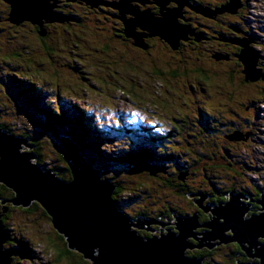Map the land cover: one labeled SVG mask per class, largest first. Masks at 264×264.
Listing matches in <instances>:
<instances>
[{"label":"rangeland","instance_id":"obj_1","mask_svg":"<svg viewBox=\"0 0 264 264\" xmlns=\"http://www.w3.org/2000/svg\"><path fill=\"white\" fill-rule=\"evenodd\" d=\"M243 1L239 0L240 7ZM246 1L244 19L239 21L249 31L243 35V41L259 54L254 67L258 70L253 75L262 72L255 81L245 79V67L239 58L242 46L240 51L233 48L240 67L234 62V55L228 60L223 56L224 52H232V47L228 48L231 45L212 37H223L221 34L209 31V38H205L201 33L203 29L209 30V25L216 28L218 16L187 13L190 22H194L193 28L185 22L190 26L187 35L198 41L193 47L183 48L180 43V51L159 36L147 38L150 48L136 45L138 40L128 36L124 41L113 38L111 17L87 16V5H79L73 18L44 20L42 26L24 20L5 28L6 22L2 20L0 124L16 134L26 133L37 139L43 147L39 152L42 164L48 163L47 169L57 166L65 174L69 163L60 158L59 138L68 135L64 129L41 119L49 113L64 117L65 123L87 136L80 148L84 156L94 160L95 165L90 163L102 170V176H113L121 185L115 199L122 201L140 195L134 203L122 206L123 213L132 218L142 217L139 212L146 211L150 218L175 223L176 214L165 218L171 209L178 215L193 216L195 196L189 197L187 189L214 195L212 189L224 191L233 186L234 178L244 179L243 184L251 186L254 192L253 185L264 186V0ZM171 2L180 6L171 0L164 12L173 10ZM7 4L8 11L0 5V17L4 13L10 15L11 5ZM48 4L58 17L71 16L61 12L56 0H48ZM130 4L138 7L133 0ZM152 13L162 15L161 11ZM229 19L231 23L236 20L231 16ZM198 23L207 26L198 28ZM105 44H109L107 50ZM116 48L123 49L125 54H118ZM236 131L244 138H229ZM130 154L139 157L128 162ZM141 158L152 165L149 170H134L133 161ZM181 183L185 189L180 188ZM2 190L0 186L1 193ZM9 201L3 200L0 205L2 216L6 212L2 206H10ZM38 204H33L32 210L14 205L7 210L10 213L4 222L10 239L5 247L19 252L11 264H92L75 250L71 259L60 255L67 242ZM250 212L255 211L252 208L248 216ZM160 214L162 218L158 217ZM175 226L165 225L163 234H167L166 229L176 232ZM150 227L157 231L131 226L143 237H160V224ZM230 252L220 248L211 257L221 264H232L235 258L229 259Z\"/></svg>","mask_w":264,"mask_h":264},{"label":"water","instance_id":"obj_2","mask_svg":"<svg viewBox=\"0 0 264 264\" xmlns=\"http://www.w3.org/2000/svg\"><path fill=\"white\" fill-rule=\"evenodd\" d=\"M6 1L11 5L8 20L13 24L28 20L42 26L44 20L53 22L64 21V17L70 18L66 15L58 17L59 14L53 11L48 0ZM83 1L92 7L111 4L118 9L125 34L138 40L136 45L147 48L143 36H159L172 49L177 50L180 43L189 38L187 34L190 26L179 21L185 0H173L180 6L168 9L167 12L163 10L167 9L166 4L171 0H155L160 6L161 16H155L151 10L133 7L131 0L113 3L102 0ZM238 2L231 0L220 11L235 12L239 7ZM195 9L211 14V11L202 7ZM128 13L132 15L131 18H127ZM138 28L143 32L138 33ZM237 43L243 47L239 58L245 67V79L255 81L262 72L259 70L258 75H253V71L258 70L254 67L259 54L247 41ZM229 138L242 139L244 136L236 131ZM59 144L69 163L70 180L62 179L53 170L47 169L48 163H43L42 167L37 162L29 138L0 128V183L13 191L12 205L27 209L34 203H40L51 217L54 228L66 240L68 249L82 253L92 264H203V258L190 257L187 251L195 248L213 249L230 242L238 243L246 256L257 258V261H239V264H264V193L257 201L261 209L249 216L250 204L244 202L243 194L231 192L227 200L213 205L207 202L203 206L204 200L211 196L205 193L197 203L210 215L207 222L199 223L196 215H178L174 218L177 222L172 223L176 224V232L166 229L167 234H163L165 225L169 223L145 216L132 218L123 213L122 206L137 201L139 194L122 198V201L117 200L116 203L113 198L116 185L111 179L102 176V170L87 160L80 146L68 136H60ZM133 162L136 164L134 170L137 171L149 170L152 166L142 158ZM187 195L194 196L190 193ZM150 224H160V237H143L131 228L135 226L155 231ZM201 227L205 228L202 232L196 231ZM9 238L10 232L0 214V264H11L17 254L15 248L5 247ZM190 238L198 243L190 242Z\"/></svg>","mask_w":264,"mask_h":264},{"label":"flooded vegetation","instance_id":"obj_3","mask_svg":"<svg viewBox=\"0 0 264 264\" xmlns=\"http://www.w3.org/2000/svg\"><path fill=\"white\" fill-rule=\"evenodd\" d=\"M69 1H77V0H56V2H59L58 6L60 8H62L61 12H63V13H67L68 12L67 11V8H68L67 4H68ZM102 1L105 2V3H113V2H117L118 0H102ZM185 1H187V4H185L183 6V8H182V12H181L182 17L179 18V21L181 23H183V24H186L185 22H187V24L191 25V27L193 28L192 25H193L194 22L193 23L190 22V19H189L187 13H195V14L202 13V12H200V11L195 9L197 7H202V8H205V9L211 11V14L202 13L203 17H207L206 15H209V16H212V17L218 16V17L215 18V20L218 22L215 25L216 28H214V27L211 28V26L209 25L208 27L210 29L209 28H208L209 30L203 29V30H201V33L204 35L205 38H209V31L212 32V33L214 32L216 34H221L223 37H219V36H212V37H213V39H218V40L220 39L222 41H225L228 45L230 44L231 46L230 47L228 46V48L232 47V49H231L232 52H230V53L224 52L223 56H227L226 59L228 60V59H233L232 56L234 55V57L236 58V60L234 62L237 64V66L239 65L241 67L242 65L240 63V60L237 58L238 54L236 53L237 51H240V48H241L240 46L241 45L239 43H237V41H243V39H242L243 35L245 33L247 34L249 31L247 32V29L244 28V26H246V25H244V24H243L244 26L241 25L239 20L240 19H244V16H245L244 15V12H245L244 10L246 9V6L248 5V2L246 0L245 1L242 0L243 3L241 5V7L239 6L236 9L235 12H232V11H229V10L220 11L221 9H219L222 5L228 3L230 0H218V1H216V0H185ZM77 2H79V0ZM80 3L82 5H87L86 9H88L90 7V5L87 4L84 1H80ZM133 4L138 6L140 9L147 8V7H152L150 5L154 4V6L150 10L151 11H155L156 13L160 11V7L158 6V4L156 3L155 0H133ZM0 5L5 6V8H7L6 11H8L9 6H8V4H7V2L5 0H0ZM103 5L106 8H109V10H106L108 13L111 12L114 15V17H118L119 16V10L118 9L113 8L112 6L108 7V5H105V4H103ZM171 6L175 7V3L171 2ZM98 7H100V5ZM86 9H84V10L86 11ZM1 12H4V11H1ZM68 13L69 14H73L74 12H68ZM128 14L126 15L127 18L128 17L131 18L130 14L129 15ZM229 16L235 18L236 19L235 22L231 23L230 22L231 19H229ZM198 17L199 16L197 15L196 18H195V16L193 18L198 19ZM2 20L5 21L6 23H10L8 21V13H6L3 18L0 17V22ZM9 25H11V24H9ZM202 25H206V24L205 23H202V24L198 23L197 27L198 28H202L201 27ZM253 35H254V33H253ZM154 38H156V37H154ZM196 41H198V40H195V38H193L191 36L190 37V45L189 46L193 47L192 45H195L197 43ZM225 42H223V43H225ZM149 43H150V41H149ZM231 43H233L234 45H232ZM237 44H239V45H237ZM182 45H183L182 47H184L185 45H187V43H184V44L182 43ZM150 46H151V44H150ZM233 48H235L237 51L234 50ZM261 62H260V64H261ZM243 181H244V179L239 181L238 179L234 178V182L235 183L233 182V186L231 185L226 190L219 192V189H216L217 191H214L212 189V191L216 195L208 193V195L209 196L211 195L212 197L210 198V200H208V201L206 200V202H209V203H211L213 205V204H216V203H218L220 201H225V200H227L229 193L234 191L235 193H239V194H243L244 193L243 194L244 197L246 199L250 200L249 204L252 206L253 211H255V212H250V214L259 212L260 205L258 204L257 201L261 197V195L264 193V186L263 187H257V185L255 184V185H253L255 187L254 188V192H251L252 187L249 186L248 184L244 185ZM180 188L185 189V186L181 183ZM186 193L189 194L190 192H186ZM190 194L191 195L196 194V195H194L195 197H193V199H192V201L194 203V212H192L191 214H195L198 217V222L201 221V219H200L201 216H202L201 217L202 218L201 222H204V221L207 222L209 220L210 215L207 214L206 212H203L204 210L197 203L198 202L197 197L199 198L201 195L204 196L205 192L203 190H197V192L190 193ZM197 194H199V195H197ZM205 198H206V196H205ZM1 202H3V200H1ZM206 202L205 201L203 202V206L205 205ZM174 214H176L178 216V213L174 209H171L170 212L167 210V215H166L165 218L166 219L167 218H172L174 216ZM162 215L163 214H160V215H158V217L162 218ZM179 215H181V216H189V215H187V213H179ZM146 216H148V215H146ZM5 219H7V218L3 215L2 216L3 222L5 221ZM167 221L169 222V225L172 224L170 219L169 220L167 219ZM4 224H5V222H4ZM200 229H202V228H200ZM154 230L157 231V229H154ZM262 241H264V240H262ZM190 242L196 244V241L193 238H190ZM220 248H228V249H230L231 252L228 254L229 259L235 258L234 262H232V264H239V261H242V262L246 261V254L242 251V249L240 248V246L236 242H232V243H230L228 245H221V246H219L217 248H214V249H211V250H209L208 248H202V249H196L195 248V249H193L191 251L190 250L187 251V255L190 256V257L203 258V264H204V262H207L206 264H221V262H218V261L216 262V260H214L212 258H208L207 259V257H205V256L204 257L193 256V255H197V253L199 251H205V250H207L206 252H208V250H209V252L211 251V253H215ZM193 251L195 252V254H194ZM240 255H241V258H243V260L240 257L237 259V257L240 256Z\"/></svg>","mask_w":264,"mask_h":264},{"label":"trees","instance_id":"obj_4","mask_svg":"<svg viewBox=\"0 0 264 264\" xmlns=\"http://www.w3.org/2000/svg\"><path fill=\"white\" fill-rule=\"evenodd\" d=\"M78 1V0H77ZM77 1H69L68 2V4H67V11L68 12H75L76 11V8H78L79 7V5H82L81 3H80V1L81 0H79V2H77ZM83 1V0H82ZM84 2H86V1H84ZM102 5V6H101ZM159 6V5H158ZM160 7V6H159ZM114 8V7H113ZM106 10H109V8H106L103 4H100V7H91V5H90V7L88 8V9H86V12H85V15H87V16H89V15H91V14H96V15H101V16H103L104 14H106V15H108V16H110L111 17V20H112V23H113V25L114 26H112L113 27V30H114V32H113V38H119V39H122L123 41H124V37H127V35L125 34V26H124V23H123V21L120 19V17L118 16V17H114V15L110 12V13H108ZM66 11V12H67ZM5 15V14H4ZM71 16V18H73V14H70ZM7 16V15H6ZM9 16V15H8ZM106 17V19H107V21H108V18L110 19V17ZM2 18L4 17V16H1ZM80 19H83L82 17H80ZM85 19H86V17H85ZM105 19V18H104ZM105 19V20H106ZM83 21H84V19H83ZM120 21V23H118ZM10 22V21H9ZM4 23H1L0 22V26H2ZM9 24H11V25H9ZM6 26H5V28L7 27H13L14 25H13V23H6L5 24ZM0 29H2L1 27H0ZM4 29V28H3ZM138 29H140V28H138ZM85 32V31H84ZM148 37H150L149 35L148 36H146L145 38H144V41H145V43H146V45H147V47L148 48H150L151 46H150V43H149V41L147 40V38ZM152 37V36H151ZM190 37L191 36H189V38H188V40H183L182 42H181V44L183 43H187V46H189L190 45ZM160 38V37H159ZM146 39V40H145ZM165 41V40H164ZM169 44V43H168ZM170 46V45H169ZM106 50L109 48V44L108 45H104L103 46ZM171 47V46H170ZM184 48V47H183ZM177 50H181L180 49V47L177 49ZM116 52H118V54H120V55H124L125 54V51L123 50V49H120V48H116ZM72 57V55H70V60L72 59L71 58ZM83 61V60H82ZM81 61V62H82ZM117 69V68H116ZM117 71L118 70H115V73H117ZM177 71H175V73H176ZM116 80H119V79H117L116 78ZM102 82L103 83H105L103 80H102ZM121 83V82H120ZM115 86V85H114ZM41 119L42 120H44V121H49L50 123H52V124H54L57 128H62V130L64 129V133L66 134V135H68L69 137H71L72 138V140H74L75 142H77V144L80 146V148L81 147H83L84 146V144H83V140H84V137H86L87 138V136H85L84 135V132H81V131H79V129H75L74 130V128L73 127H71L70 125H68L67 123H65L66 122V120H65V118L64 117H62V116H60V115H53V114H51V113H49V114H47L44 118H42L41 117ZM77 124H78V126L79 125H81V122H80V119H78V121H77ZM0 128H3L5 131H7V132H9V133H12V134H16V133H14V132H12L11 131V128L10 127H5V126H3V125H1L0 124ZM77 128V127H76ZM17 135H20V134H17ZM22 136H24V137H28L29 139H30V142H31V144L34 146V149H33V151L36 153V155H37V157H38V159H37V162L43 167V164H42V162L40 161V159H41V157H40V154H39V152L41 151V149L43 148L42 147V145L40 144V142L37 140V139H35V138H33V137H31V136H29V135H27L26 133H24V134H21ZM98 155V154H97ZM98 157L99 158H101L102 159V156L101 155H98ZM97 157V158H98ZM139 156H135V155H133V154H130L128 157H127V159H126V161H128V162H130V161H132V159L134 158V159H136V158H138ZM60 158L62 159V160H66L65 159V156H64V152L62 151L61 152V154H60ZM98 158V159H99ZM129 158V159H128ZM88 161H90L93 165H95L94 164V160H91V159H87ZM151 160V159H150ZM67 168V173H63V172H60V171H62L61 169H59L57 166H54V167H52V168H49L50 170H53L60 178H62V179H65V180H70L71 179V173H70V171H69V169H70V167L68 166V167H66ZM64 171V170H63ZM69 171V172H68ZM183 173V172H182ZM239 174H242V173H239ZM105 178H109V179H111V181H112V183L114 184V185H116V191H115V194H114V199H115V196L119 193V191L121 190V185L119 184V183H117V182H115V180H114V177L113 176H109V177H107L106 176V174H105V176H104ZM181 180V179H180ZM0 186H2L3 187V190H2V193L0 194V201L1 200H6V201H9V200H11L12 198H13V196H14V193H13V191H11L10 189H5L6 187L5 186H3L2 184H0ZM5 187V188H4ZM4 189L6 190L5 192L6 193H4ZM8 191V192H7ZM187 192H190V193H194L192 190H189V189H187L186 190ZM7 194V195H6ZM4 195V196H3ZM194 195H196V194H194ZM197 195H199V194H197ZM5 198H7V199H5ZM11 198V199H10ZM115 201H116V203H118L117 202V200L115 199ZM10 202V201H9ZM35 205H39L38 203H34ZM0 205H2V202H0ZM9 205V204H8ZM8 205H6V206H2L3 208H2V211L4 212L5 211V208H7V210H9L8 208L10 207L11 209L13 208L11 205L10 206H8ZM32 209H34V207L32 208V207H30V210H32ZM28 210H29V208H28ZM8 213H10L9 211L7 212H5L3 215L7 218V215H8ZM139 215H142V216H144V215H148L147 214V212L146 211H141V212H139ZM149 217V216H148ZM209 250H211V249H209ZM209 250H208V252H206L207 250H205V251H199L198 253H197V255H193V256H197V257H207V259L208 258H212L211 257V251L209 252ZM16 253H19L17 250H16ZM23 253V252H22ZM61 254V256H63V257H66V258H68V259H71V256H73L74 257V253H73V251H71V250H69L68 249V247L66 248V249H64L62 252H60ZM25 256H27V255H25ZM242 260H243V258H241ZM247 260V259H246ZM241 262V261H240ZM207 262H204V264H206Z\"/></svg>","mask_w":264,"mask_h":264},{"label":"bare ground","instance_id":"obj_5","mask_svg":"<svg viewBox=\"0 0 264 264\" xmlns=\"http://www.w3.org/2000/svg\"><path fill=\"white\" fill-rule=\"evenodd\" d=\"M149 2H150V1H149ZM221 8H222V7H221ZM160 11H161V10H160ZM163 11H164V10H163ZM163 11H162V12H163ZM27 138H28V137H27ZM76 143H77V142H76ZM133 166H134V165H133ZM219 182H220V181H219ZM233 192H234V191H233ZM240 193H241V192H240ZM243 194H244V193H243ZM197 198H198V197H197ZM10 202H11V200H10ZM205 202H206V201H205ZM4 203H6V201H4ZM32 206H33V205H32ZM32 206H30V207H32ZM30 207H29V208H30ZM249 208L252 210L251 205L249 206ZM6 209H7V208H6ZM27 209H28V208H27ZM259 209H261V208H259ZM249 211H250V210H249ZM203 212H205V211H203ZM124 214H125V213H124ZM49 217H50V216H49ZM199 217H200V216H199ZM133 218H134V217H133ZM205 218H206V217H205ZM205 218H204V219H205ZM204 219H203V220H204ZM206 219H207V218H206ZM201 221H202V219H201ZM201 221H200V222H201ZM173 222H174V221H173ZM200 222H199V223H200ZM204 222H205V221H204ZM204 222H201V223H204ZM171 227H172V226H171ZM169 228H170V227H169ZM201 228H202V229H205L204 227H201ZM199 229H200V228H199ZM200 230H201V229H200ZM158 234H159V233H158ZM144 237H145V236H144ZM9 239H10V238H9ZM9 239H8V241H9ZM262 240H264V238H263ZM8 241H6V243H7ZM193 241H194V240H193ZM6 243H5V246H6ZM228 244H230V243H226V244H225V243H222V245H228ZM11 248H12V247H11ZM213 249H214V248H213ZM247 258H248V261H257V258H251V257H248V256H247Z\"/></svg>","mask_w":264,"mask_h":264}]
</instances>
